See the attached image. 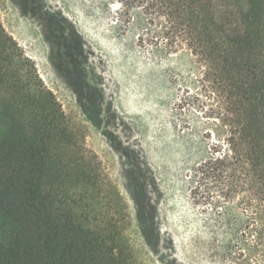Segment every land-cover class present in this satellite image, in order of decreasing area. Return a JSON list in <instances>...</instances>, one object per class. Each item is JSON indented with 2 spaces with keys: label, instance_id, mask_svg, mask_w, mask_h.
Segmentation results:
<instances>
[{
  "label": "trees",
  "instance_id": "trees-1",
  "mask_svg": "<svg viewBox=\"0 0 264 264\" xmlns=\"http://www.w3.org/2000/svg\"><path fill=\"white\" fill-rule=\"evenodd\" d=\"M157 12L170 60L188 51L177 112L209 119V155L191 175L206 244L221 264H264V0H121ZM145 39H141L144 44ZM0 79L17 75L0 136V264H131L118 224L106 220L89 166L64 170L81 149L55 94L0 22ZM3 66V67H2ZM193 73V72H191ZM22 86V87H21ZM195 108V109H194ZM70 179V180H69ZM76 194L69 196V188Z\"/></svg>",
  "mask_w": 264,
  "mask_h": 264
},
{
  "label": "rangeland",
  "instance_id": "rangeland-1",
  "mask_svg": "<svg viewBox=\"0 0 264 264\" xmlns=\"http://www.w3.org/2000/svg\"><path fill=\"white\" fill-rule=\"evenodd\" d=\"M0 22L67 114L81 149L64 172L73 179L76 166L92 169L97 203L118 224L129 262L221 264L191 196L211 121L177 112L195 62L188 51L170 60L159 40L165 19L121 0H0ZM8 79H0L2 137L11 133L6 112L18 111L17 75Z\"/></svg>",
  "mask_w": 264,
  "mask_h": 264
}]
</instances>
